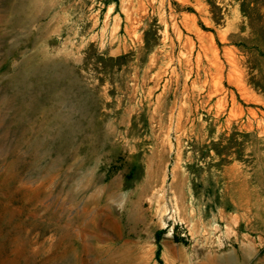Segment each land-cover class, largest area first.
Masks as SVG:
<instances>
[{"label": "rangeland", "instance_id": "1", "mask_svg": "<svg viewBox=\"0 0 264 264\" xmlns=\"http://www.w3.org/2000/svg\"><path fill=\"white\" fill-rule=\"evenodd\" d=\"M0 264H264V0H0Z\"/></svg>", "mask_w": 264, "mask_h": 264}, {"label": "bare ground", "instance_id": "2", "mask_svg": "<svg viewBox=\"0 0 264 264\" xmlns=\"http://www.w3.org/2000/svg\"><path fill=\"white\" fill-rule=\"evenodd\" d=\"M195 49V48H194ZM193 54V53H192ZM198 54H200V52L198 53ZM200 56V55H199ZM231 57V56H230ZM229 58V57H228ZM200 59H201V57H200ZM200 62H201V60H200ZM230 63H232V62H230ZM216 66V65H215ZM199 68V67H198ZM214 88V87H213ZM216 91H218V90H216ZM224 101V100H223ZM222 108H224V107H222Z\"/></svg>", "mask_w": 264, "mask_h": 264}]
</instances>
